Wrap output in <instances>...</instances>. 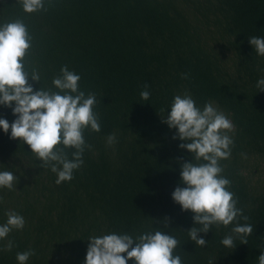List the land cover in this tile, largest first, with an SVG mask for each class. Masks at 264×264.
Wrapping results in <instances>:
<instances>
[{"label": "trees", "instance_id": "trees-1", "mask_svg": "<svg viewBox=\"0 0 264 264\" xmlns=\"http://www.w3.org/2000/svg\"><path fill=\"white\" fill-rule=\"evenodd\" d=\"M16 19L32 38L25 60L41 77L29 81L34 90L55 91L52 79L67 66L80 75V89L95 94L100 131L85 130L84 163L59 185L28 145L0 131V170L19 177L16 189H0V223L11 211L25 219L22 230L0 240V264H18L16 253L29 249L35 254L27 264H84L90 236H138L158 228L179 241L174 255L182 264H258L264 251V91L256 84L264 78V56L248 38L264 36V0H52L30 14L18 0H0V23ZM145 86L148 101L140 97ZM185 91L201 107L214 102L234 125L231 156L220 164L247 217L238 222L253 227L247 244L239 237L232 248L220 243L233 234L230 224L200 233L207 245H196L186 232L193 214L171 198L191 155L162 117L174 95ZM0 117L15 119L2 106ZM113 133L117 142L109 146Z\"/></svg>", "mask_w": 264, "mask_h": 264}, {"label": "clouds", "instance_id": "clouds-1", "mask_svg": "<svg viewBox=\"0 0 264 264\" xmlns=\"http://www.w3.org/2000/svg\"><path fill=\"white\" fill-rule=\"evenodd\" d=\"M25 13H33L45 8L52 0H18ZM249 44L256 55L264 56V36H250ZM32 44L27 26L22 20L0 23V106L10 108L15 119L9 121L0 117V131L9 134L10 139H18L28 145L31 154L56 174V184L73 179V173L83 163V154L90 145L86 143L84 132L90 129L100 131V122L94 111L96 96L85 94L80 89L78 73L67 66L52 79L56 89L33 88L32 82L41 80L35 70L28 71L26 55ZM184 78H187L185 74ZM256 87L264 91V78L257 80ZM151 93L140 92V97L148 101ZM169 130L175 129L174 140L178 147L191 155L190 162L180 166V181L171 194L181 211L191 212L194 226L186 232L189 239L198 246L207 242L200 233H208L212 226L233 225L231 232L220 243L226 248L234 246V238L241 244L253 233L249 223H239L237 218L247 220L238 201L228 188L230 180L222 175L220 161L231 156L233 139L229 135L234 130L231 119L214 104L206 102L202 107L193 96L185 91L176 94L167 114L162 117ZM116 135L107 137V144L114 145ZM64 149L70 150L69 152ZM19 177L10 170H0V189L14 190ZM180 185H184L181 187ZM167 218L164 223L167 224ZM235 222V223H234ZM25 219L19 213H7V220L0 223V240L8 237L13 229L22 230ZM84 264H182L181 257L174 255L179 241L175 236L161 229L133 236L127 232H108L88 238ZM14 244L9 240L6 248ZM3 250V249H0ZM35 251L29 249L16 253L18 264H27ZM258 264H264V251H260Z\"/></svg>", "mask_w": 264, "mask_h": 264}]
</instances>
